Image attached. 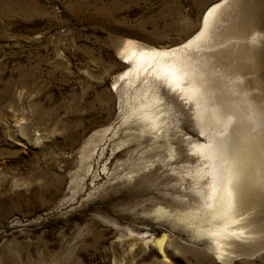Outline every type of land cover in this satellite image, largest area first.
<instances>
[{"label":"rangeland","instance_id":"rangeland-1","mask_svg":"<svg viewBox=\"0 0 264 264\" xmlns=\"http://www.w3.org/2000/svg\"><path fill=\"white\" fill-rule=\"evenodd\" d=\"M217 1L0 0V264H264V190L247 213L262 234L244 252L218 258L197 228L200 187L188 166L200 131L190 114L142 134L134 156L123 149L119 174L94 180L79 154L98 126L130 115L141 83L111 90L127 42L180 43ZM230 4L214 32L238 57L226 76L244 73L239 91L264 111V0ZM176 100L177 114L190 111ZM132 120L128 130L141 134Z\"/></svg>","mask_w":264,"mask_h":264},{"label":"bare ground","instance_id":"bare-ground-1","mask_svg":"<svg viewBox=\"0 0 264 264\" xmlns=\"http://www.w3.org/2000/svg\"><path fill=\"white\" fill-rule=\"evenodd\" d=\"M230 2L219 0L211 4L203 13L200 29L173 46L139 48L128 41L122 56L126 68L119 72L111 90L119 91L123 80L141 83L132 96L127 117L133 118L130 125L136 124L141 134L129 131L127 118L109 120L86 137L79 152L82 166L94 174L91 176L94 180L109 172L119 174L128 164V159L119 154L123 149L128 147L134 156L142 146L139 142L142 134L168 130L174 119L186 121L183 116L190 114L195 128L200 131L198 140H202L193 141L190 146L199 158L197 164L189 165L187 170L196 178L201 198V204L192 212L200 219H197L200 221L197 228L206 231L213 250L223 260L244 252L241 248L246 247L245 242L261 237L262 232L251 226L252 217L247 213L250 199L256 200V193L264 190V128L263 119H259L263 117L257 115L263 110L256 108L248 91H239L244 84V73L234 78L226 76L232 74L238 57L231 56L232 45L218 41L214 34L220 26L222 28ZM251 55L250 60L255 65V55ZM166 84L171 86L169 93L162 89ZM225 85L229 89L224 88ZM228 91L232 92L229 96ZM176 99L190 111H182L181 116L177 114L180 110L176 108L180 105ZM146 152L145 149L141 153ZM110 159L111 166H108Z\"/></svg>","mask_w":264,"mask_h":264}]
</instances>
